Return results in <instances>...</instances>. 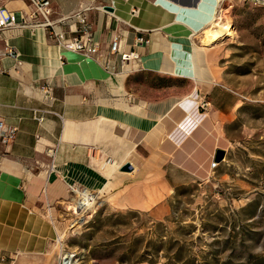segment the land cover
<instances>
[{"label":"crops","instance_id":"obj_1","mask_svg":"<svg viewBox=\"0 0 264 264\" xmlns=\"http://www.w3.org/2000/svg\"><path fill=\"white\" fill-rule=\"evenodd\" d=\"M51 1L61 14L93 3ZM102 1L109 13L87 12L102 56L65 49L41 28L6 34L19 62L0 61L5 70L16 66L0 72V117L17 127L9 145L0 143V264H58L69 185L108 192L121 203L130 191L133 202L151 208L183 183L168 168L191 180L206 178L220 149V125L228 116L220 109L210 50L195 40L201 31L198 41L205 45L202 32L214 17V1ZM115 34L120 50L139 54L127 71L119 70L117 55L107 54ZM137 36L147 43L134 45ZM43 81L54 86L52 101L41 96ZM202 96L205 111L197 106ZM34 109L46 111L42 122ZM47 146L56 147L52 167ZM124 163L129 171L119 170Z\"/></svg>","mask_w":264,"mask_h":264},{"label":"rangeland","instance_id":"obj_2","mask_svg":"<svg viewBox=\"0 0 264 264\" xmlns=\"http://www.w3.org/2000/svg\"><path fill=\"white\" fill-rule=\"evenodd\" d=\"M263 2L220 0L213 16L227 20L232 35L212 45L198 41L201 31L195 35L210 50L220 109L228 116L220 125L221 159L203 179L168 168L183 183L151 208L133 202L130 191L126 206L108 192H92L94 204L77 215L69 192L59 235L80 264H264Z\"/></svg>","mask_w":264,"mask_h":264},{"label":"built area","instance_id":"obj_3","mask_svg":"<svg viewBox=\"0 0 264 264\" xmlns=\"http://www.w3.org/2000/svg\"><path fill=\"white\" fill-rule=\"evenodd\" d=\"M29 3L28 8L17 7L13 8L9 6V3H0V61L4 58H11L15 63L19 62L18 52L16 48L9 44L6 38V34L16 30H22L24 28L36 29L41 28L46 31L47 36L55 41L57 45L80 53L85 57H92L99 54V46L91 36V23L87 18V12L91 9L109 13L108 10L103 7L106 6L102 0H92L93 3L80 6L77 10L68 13H57L51 0H27ZM220 2V1H219ZM216 6L218 5V3ZM264 4V2H263ZM215 6V8H216ZM136 11L135 8L131 9V13ZM219 12V9L216 10ZM75 20L72 23L68 21ZM67 24V29H64V25ZM147 39L142 36L134 38L133 44L147 43ZM109 55H117V66L121 71H127L131 63L138 60L139 54L134 49L120 50L119 49V37L113 35L108 44ZM105 69L113 71V66L107 61L104 62ZM16 69V66L5 70L0 65V72L11 71ZM39 90L43 99L52 101L54 99V86L50 81H43L39 84ZM208 105L204 97H200L197 100V106L201 109H205ZM45 110L34 109L33 116L38 122H42L45 117ZM17 133V127L6 124L0 117V143L4 146L9 145L15 138ZM39 139V137L37 138ZM56 147L47 146L44 149L45 154L50 158V167L53 164V157ZM106 163L112 164L110 159L105 160ZM217 161L212 157L210 167H214ZM68 191L74 195L73 203L79 202L83 194L86 193L89 201L92 204L88 207H83L80 214L88 210L95 202V195L84 187L78 185H69ZM75 214V213H74ZM60 256L58 264H80L78 259L74 256V253L67 251L62 247V240L60 241Z\"/></svg>","mask_w":264,"mask_h":264},{"label":"bare ground","instance_id":"obj_4","mask_svg":"<svg viewBox=\"0 0 264 264\" xmlns=\"http://www.w3.org/2000/svg\"><path fill=\"white\" fill-rule=\"evenodd\" d=\"M219 1L220 0H217V2ZM232 33L233 32L227 20H224L222 17H214L210 24L204 29L202 41L207 45H212L219 41H223L227 36H231ZM91 204L92 202L89 201L87 194L84 193L79 202L74 201L71 206V211L72 213L80 215L83 207H88Z\"/></svg>","mask_w":264,"mask_h":264},{"label":"water","instance_id":"obj_5","mask_svg":"<svg viewBox=\"0 0 264 264\" xmlns=\"http://www.w3.org/2000/svg\"><path fill=\"white\" fill-rule=\"evenodd\" d=\"M103 8L106 10H110V7H108V6H104ZM222 154H223V151L221 149H217L214 151L213 157L216 161H218L221 159ZM130 169H131V166L129 163H124L119 168L120 171H129Z\"/></svg>","mask_w":264,"mask_h":264}]
</instances>
